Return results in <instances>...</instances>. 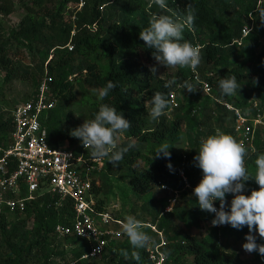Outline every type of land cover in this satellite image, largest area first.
I'll return each mask as SVG.
<instances>
[{"label": "trees", "instance_id": "trees-1", "mask_svg": "<svg viewBox=\"0 0 264 264\" xmlns=\"http://www.w3.org/2000/svg\"><path fill=\"white\" fill-rule=\"evenodd\" d=\"M82 1L81 8V0H35V5L26 7L27 15L18 31L12 38L0 43V62L7 71L6 81L20 77L19 74H31L36 85H40V77L27 71V68L31 70V65H23L21 58L24 57L17 63L6 55L7 50L19 55L18 45L13 44L17 40L27 48L40 75L48 69L49 88L54 98L59 100L58 105L42 119L52 145L69 140L76 152L83 151L82 142L70 135L81 123L73 110L66 111V105L87 104L91 120L101 104H108L130 122L131 128L122 135L125 140L118 143V147L134 146L130 147L118 166L124 165L130 171L128 180L131 188L139 195H147L155 185H167L173 190L170 199L175 197V191L182 193L178 195L172 212H165L170 200L165 198L160 202L162 209L151 215V222L141 221L169 232L166 233L167 244L161 247L166 255L165 264H251L220 246L223 241H239L249 235L247 226L241 230L231 225L212 226L207 237L199 238L192 233L183 234L173 218H179L188 227H201L203 220L209 218L203 215L204 211L199 208L194 195V189L203 179V172L196 166L194 158L198 155L203 137L215 135L217 130L236 139L232 130L234 116L221 102L245 108L248 101L254 98L264 106V50L259 54L258 63L246 62L247 52L258 47L261 34L255 29L246 37L242 35L243 28L252 20L262 28L264 22L260 21L259 10L264 9V3L259 5L261 0H166L167 8L161 9L152 0ZM189 3L196 9V18L192 29L185 28L183 35L186 41L201 46L202 60L196 70L204 77L212 74L208 78L213 86L211 96L199 90L189 93L175 85L171 89L166 88V83L173 78L179 84L185 80L194 84L193 70L158 65L153 58L155 50L140 39V32L149 26L153 15H169L183 20ZM245 3L246 10H242ZM71 4L78 5L72 11L74 20L66 18ZM14 11L13 0H0V15L9 16ZM244 11L251 14V20L245 18ZM151 67L158 68L156 75H152ZM162 67L164 75L159 72ZM232 75L237 77L240 88L236 94L225 96L221 93L219 82ZM109 80L118 82V86L108 97L101 98L100 90ZM175 91L180 106L173 110L172 117L168 118L166 114L153 120L149 116L152 106L146 105V102L151 101L156 92L167 94ZM182 91L189 94L188 99L180 98ZM1 97L5 95L0 87ZM193 97L194 101L198 99L197 104L189 102ZM13 111H0V147L4 149L11 144ZM186 116L197 122L193 145L184 157H177L171 148L180 138ZM205 123L209 125L206 132L202 129ZM165 141L171 147L170 159L155 158L156 149ZM247 150L245 164L254 176V161L264 153V138L260 132L255 139V150ZM90 151L87 152L90 154ZM2 155L3 151H0V157ZM103 167L113 165L105 158ZM138 168L143 171H137ZM180 168L185 171L189 186L179 175ZM100 190L95 181V196ZM254 190L258 191L259 185L250 179L245 183L242 194L250 196ZM233 198V194L226 195V211H230ZM49 202L54 200L47 195L29 203L23 213L0 210V264H60L62 259L69 261L70 258L76 264H152L147 249H133L130 242L108 247L99 257L81 259L90 251L89 246L75 235L61 236L56 232L60 224L71 225L73 210L70 203L64 202L62 206L55 207ZM100 202L97 201V207L103 210ZM215 205L219 209L220 202L216 201ZM8 213H13L15 218L9 220ZM30 221H33L31 226ZM51 221H54L52 225ZM145 231L155 239L156 245L160 244L157 232L148 225H145ZM65 243L71 245V249H63ZM123 251L128 252L127 258ZM133 251L139 253V261L132 257ZM184 255L187 259L183 258ZM258 258L264 259L261 256Z\"/></svg>", "mask_w": 264, "mask_h": 264}, {"label": "clouds", "instance_id": "clouds-1", "mask_svg": "<svg viewBox=\"0 0 264 264\" xmlns=\"http://www.w3.org/2000/svg\"><path fill=\"white\" fill-rule=\"evenodd\" d=\"M161 9H166V0H152ZM186 16L183 20L174 19L169 15H153L149 26L140 32L142 39L149 48H153V58L158 65L166 68H190L193 71L201 63V47L193 45L184 39L185 28L192 29L195 21L196 9L191 3L186 7ZM261 22H264V9L259 10ZM152 75H156L158 68L151 67ZM175 85L189 93L197 91V87L190 81L185 80L182 84L176 79L169 80L165 87L171 89ZM118 86V82L109 80L105 87L100 90V97L106 98L110 92ZM221 93L232 96L240 88L237 77L222 78L219 82ZM173 92L167 94L156 92L151 101L149 116L156 120L166 115V109L170 107ZM130 122L118 112L115 107L101 104L94 118L72 130L70 135L79 139L86 150H91L90 155L95 160L107 158L108 162L117 167L124 158L130 147L119 148L121 136L130 130ZM171 147L165 141L155 152V158H169ZM247 148L242 141L238 142L232 135L216 131L203 139L200 144L198 155L194 158L203 172V179L194 189V195L198 200L199 208L215 214L213 226L231 225L232 228L241 230L244 226L249 229V235L245 237L246 243L243 249L248 253L258 252L264 257V244L257 243L254 233L264 238V153L259 154L254 161L255 174L253 176L246 167L245 157ZM69 157L68 155H64ZM70 158V157H69ZM171 169V164L168 165ZM254 179L259 185V190L252 191L250 196L244 195L245 183ZM233 194L230 211H226V195ZM220 202L217 209L214 204ZM171 209V208H170ZM169 209V211H170ZM122 230L127 235L133 249H145L156 245L155 239L145 231V225L134 216H126L121 222ZM98 249H96V252ZM95 253V252H94ZM93 253V254H94ZM125 258L128 252L122 253ZM132 257L139 261L137 251L131 253Z\"/></svg>", "mask_w": 264, "mask_h": 264}, {"label": "built area", "instance_id": "built-area-1", "mask_svg": "<svg viewBox=\"0 0 264 264\" xmlns=\"http://www.w3.org/2000/svg\"><path fill=\"white\" fill-rule=\"evenodd\" d=\"M80 4L82 7L84 2L81 0ZM250 32L251 29L245 26L243 37ZM210 76V73L204 77L197 70L193 71L197 90L209 96L213 93V86L208 80ZM48 80L50 78L42 83L32 98L16 105L12 113L11 144L7 149L0 147V151H3L0 157V210L23 213L29 203L47 195L54 200L49 202L50 206L60 207L68 202L73 210L71 225L60 224L56 232L61 236L75 235L89 246L90 251L81 259L96 258L113 246L115 231L110 227L113 223L121 222L97 207L94 182L97 180L96 174L103 170L104 159H93L85 148L76 152L70 143H66L68 140L60 145L51 144L48 130L42 122L56 106L49 96ZM173 93L168 118L180 106L177 92ZM221 103L234 116L232 130L237 141H242L247 149L255 150L257 133L260 132L264 138V106L255 99H250L245 108ZM179 175L189 186L182 168ZM162 188L173 191L167 185H162ZM174 193L175 197L169 200L170 205L165 210L167 213L172 212L178 198V192ZM152 256L155 264H164V253L157 250V255Z\"/></svg>", "mask_w": 264, "mask_h": 264}, {"label": "rangeland", "instance_id": "rangeland-1", "mask_svg": "<svg viewBox=\"0 0 264 264\" xmlns=\"http://www.w3.org/2000/svg\"><path fill=\"white\" fill-rule=\"evenodd\" d=\"M13 1L15 3V11L9 16L0 15V43L3 40L10 39L13 37L15 32L18 31V29L20 28L23 19L27 15L28 11L26 7L35 5V0H13ZM261 2L264 3V0H261L259 2V5ZM246 5L247 4L245 3L242 10H246ZM77 6L78 5L76 4L70 5L68 9L69 12L66 15L67 19L74 20V16H73L74 13L72 15V11H75ZM48 7H51V5L48 4ZM79 8H81V4L79 5ZM243 15L245 16L246 19L251 20L250 13L244 11ZM261 25L262 28H259V26L257 27L255 21L253 20L248 25L251 31L258 29L261 34V37L258 47L255 50L247 52L246 62L258 63L260 61L259 54L264 50V24ZM16 41L17 40H14L13 44L18 45L20 50L19 55L14 54L11 50H7L6 55L13 58L14 61L17 63L20 62L19 59L21 57H24L21 58L23 59L21 60L23 62V65L25 67H27V65H31V70L30 68L29 69L27 68V71H31V73L33 75L35 74V76L38 78L40 77L39 78L40 85L39 86L36 85V82L31 78L32 77L31 74H19L20 77L6 81L7 71H5L2 68V64L0 62V87L2 88L3 93L5 95V97L0 98V111H8L9 113L11 112V110L13 111V109L19 103L32 98L38 92L42 83L49 78L48 69L46 68L45 72L40 75L38 68L35 66V62H33L30 59V56L28 55V50L25 47V45H22V43H18ZM159 72L161 75H164V68L162 67ZM71 79H73V77H71ZM48 92L50 98H52L56 102V105H58L59 100L57 98H54L50 88L48 89ZM179 95L181 99H188L189 94L187 92H184L183 94L182 91L181 93H179ZM197 100L198 99H195L194 101V97H193L190 98L189 102L197 104ZM65 109L66 111L73 110L76 119L79 121V123H81V125L85 122V120H90V116H89L90 106H88L87 104L85 106H82L78 103L70 104V105H66ZM200 115L205 119L208 118L204 114H200ZM196 124H197L196 121H194L191 117L186 116L182 124L180 138L171 148L172 151L177 155V157L180 156L184 157L187 151L192 147L193 131L195 129ZM208 126H209L208 123L202 125L203 127L202 129L204 132L208 130ZM206 138H207L206 136L203 137V139ZM124 140L125 138L121 136L119 143L123 142ZM66 143H70L69 140ZM137 171L140 172L143 171V169L138 168ZM129 173L130 171L124 165H120L117 167H109V168L103 167L101 174L100 173L96 174L97 186H99L101 189L100 192L96 195V200L102 201V203L100 202V204L102 205L103 210L110 213L111 216H113L116 220L120 222L124 221L125 217L129 215L136 217V219L139 218L140 221L151 222L152 220L151 215L156 214L158 210L162 209V203L160 202H162L165 198L170 199L171 191L164 190L162 188V185L157 184L149 194L139 195L130 186L128 180ZM178 195H182V193L179 192ZM169 205L170 203L167 205V207ZM214 206L217 208L215 204ZM142 207H144V210L142 209ZM7 215L9 220H13L15 218V215L13 213H8ZM203 215L204 216L207 215L209 218L203 220L201 227H188L183 221H181L177 217H174L173 221L174 224L177 227H179V229L183 234L192 233L193 235L202 238V237H207L210 234L211 231L210 228L213 226L212 221L213 219H215L214 213L204 211ZM21 217H23V215H21ZM53 222L54 221H51V225ZM143 224L151 227L152 230L154 232H157L160 237V244L146 248L147 249L146 251L149 254L150 259L152 261V264H155L154 257L152 255H157V250L161 253H164L161 250V247L167 244L166 233L169 234V232L165 230L161 231L157 226L151 225V223H143ZM29 225L30 226L33 225V221H30ZM110 228L115 231V241L113 242L114 247H116V245H119L121 243L129 242L128 238L125 236L122 230L121 223L119 222L113 223ZM255 235L257 237V243L264 244V240L259 241L260 237L258 232ZM171 236L172 234H170V237ZM245 237L239 241L234 239L231 241H223L220 246L225 251L231 252L232 254H238L239 256L243 257V259L249 261L251 264H264V259L258 258L261 256L258 252L248 253L243 249V244L247 242ZM70 246L71 245L66 244L62 248L69 250L71 249ZM183 258L187 259V256L184 255ZM60 263L76 264V261H71L70 258L69 261L62 259Z\"/></svg>", "mask_w": 264, "mask_h": 264}]
</instances>
